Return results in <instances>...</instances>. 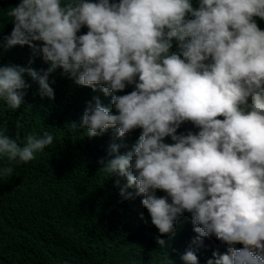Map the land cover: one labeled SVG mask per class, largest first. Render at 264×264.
I'll list each match as a JSON object with an SVG mask.
<instances>
[{
	"label": "clouds",
	"instance_id": "9594fccd",
	"mask_svg": "<svg viewBox=\"0 0 264 264\" xmlns=\"http://www.w3.org/2000/svg\"><path fill=\"white\" fill-rule=\"evenodd\" d=\"M6 14L13 28L4 47L27 45L48 65L0 67L8 109L24 101L25 73L49 100L58 69L114 94L111 107L93 97L79 126L89 138L113 129L120 140L140 129L130 150L119 154L113 142L102 161L106 177L126 179L121 197H142L158 236L173 237L190 214L197 248L205 237L227 246L206 264H264V0H20ZM186 122L197 131L177 134ZM53 143L48 132L22 144L0 132V177ZM181 260L199 264L194 249Z\"/></svg>",
	"mask_w": 264,
	"mask_h": 264
},
{
	"label": "trees",
	"instance_id": "16d2710c",
	"mask_svg": "<svg viewBox=\"0 0 264 264\" xmlns=\"http://www.w3.org/2000/svg\"><path fill=\"white\" fill-rule=\"evenodd\" d=\"M196 2L193 0L194 6ZM19 3L20 0H0V67L18 65L46 70L48 65L42 56L27 45L4 47L5 37L13 28L7 9ZM86 32L87 28L82 27L79 34ZM172 50H176L175 41ZM24 79L28 87L18 109L12 111L0 101V132L18 144L29 134L48 132L54 143L34 161L11 163L12 175L0 177V264H183L181 256L189 249L195 250L199 264H206L214 251L227 252V246L214 237L203 238L198 248L192 243L196 233L190 214L177 220L173 237L158 236L141 204L142 197L122 198L120 187L126 179L106 177L101 171L102 161L106 163L111 158V143L122 145L119 154H124L140 134L136 129L120 140L109 129L89 138L86 129L79 126L93 97L111 107L114 94L105 96L79 86L58 69L49 77L54 81L50 84L54 99L49 100L41 97L38 81L27 73ZM132 90L130 85L116 94ZM188 131L197 129L186 122L177 134ZM165 142L171 143L170 138ZM5 163L6 158L0 157V166ZM157 195L165 194L158 191ZM157 238L166 241L164 247L156 243Z\"/></svg>",
	"mask_w": 264,
	"mask_h": 264
}]
</instances>
